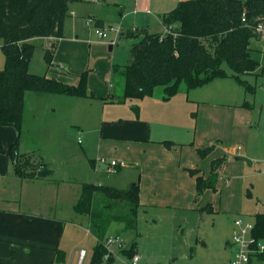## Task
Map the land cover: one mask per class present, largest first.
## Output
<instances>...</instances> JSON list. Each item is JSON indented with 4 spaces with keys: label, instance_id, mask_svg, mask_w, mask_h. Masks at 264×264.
I'll return each mask as SVG.
<instances>
[{
    "label": "crops",
    "instance_id": "0c3cea01",
    "mask_svg": "<svg viewBox=\"0 0 264 264\" xmlns=\"http://www.w3.org/2000/svg\"><path fill=\"white\" fill-rule=\"evenodd\" d=\"M182 1L185 0H82L70 4L69 16L64 23V38L57 44L52 66L48 67L45 63L41 75L76 85L79 75L86 69H91L88 89L96 95L95 99L49 95L53 99L48 107L54 106L61 112L70 111L76 124H96L85 128L83 135L87 140L82 152H68L59 147V139L53 140L56 145L51 150L54 153L52 159L45 152H40L38 146L25 145L22 134L28 125L27 115L35 114L28 105L29 95L26 94L25 97L21 135L15 128L0 127V264H55L56 253L59 249L62 250L67 221L70 218L77 219L76 216L79 215L74 206L85 183L105 184L121 189L120 181H125L130 188L139 182V211L153 215L162 212L165 215V212L171 210L180 214L195 210L198 201L196 180L187 169H197L207 178L214 159L224 157L227 151L236 154V144L227 141L228 130H217L214 127L216 122L227 121L233 128L237 126V111L227 101L211 100L205 105L200 104L201 100H191L189 95L184 100L183 96L189 92H180L165 100L164 90L160 92L156 89L152 97L133 99L129 104L131 99L122 104L106 102L114 85H104V81L114 76V65L120 64L107 59L103 53L85 50L87 46L98 47L105 44L103 40L94 39V30L86 25L87 19L94 18L101 28L117 25L121 28L122 37L134 32L165 34L164 15L174 10ZM53 41L51 38L30 40L37 47L36 51L42 52L43 60L45 50L51 47ZM2 44L0 39V69L5 65ZM113 50L114 46L111 51ZM31 68L32 66L30 70ZM96 102H102V105H91ZM134 107H138V111ZM195 107L198 109L196 116L193 114L195 121L188 122V111ZM100 109L102 114L100 121H97L96 113ZM120 111L122 114L116 116L115 113ZM181 114L184 115V121H181ZM201 120H204L202 126ZM186 125L188 128L183 131L181 127H187ZM193 130L194 142L191 146L174 138L185 136L188 139L186 141H189L193 139ZM239 132L231 129L229 133L236 139L235 136L244 135L243 131ZM218 135L225 142L221 143L220 138L217 139ZM36 137L39 135L36 134ZM18 138L19 153L30 158L36 168L40 165L43 168L45 165L51 171L49 178L21 179L12 175L14 167L7 151ZM166 141L173 143L170 149L163 144ZM78 143L83 144L80 137ZM214 143L215 149L208 157L203 159L198 155L197 148ZM1 146L6 150L5 153ZM100 159L123 162L124 166L110 171ZM236 162L241 164L240 170L244 172L243 161ZM228 166L229 162L220 175L217 191L228 192L233 186L231 177L227 175ZM108 174L119 175V178L113 179ZM221 178L230 179L224 183L225 189L220 184ZM208 191L211 190L205 193ZM213 210L215 211L214 207ZM227 212L236 213L234 209ZM234 231L233 227L230 240ZM229 245L230 242H227L228 249ZM135 246L137 252V244ZM140 264L147 263L142 258Z\"/></svg>",
    "mask_w": 264,
    "mask_h": 264
},
{
    "label": "trees",
    "instance_id": "16d2710c",
    "mask_svg": "<svg viewBox=\"0 0 264 264\" xmlns=\"http://www.w3.org/2000/svg\"><path fill=\"white\" fill-rule=\"evenodd\" d=\"M82 0H0V39L5 65L0 69V127L15 128L21 135L25 97L29 92L95 99L88 89L91 69H86L76 85L67 84L45 75L30 72L31 62L37 47L30 42L34 38H51V47L45 50L44 61L53 64L57 44L64 38V23L69 16V6ZM243 16L246 22H243ZM264 25V0H185L163 17V24L170 32L131 33L136 39L131 44L132 61L126 65H114L113 75L122 79V90L112 92L106 102L125 103L129 99L152 97L155 90L163 88L165 100L180 92L203 87L215 79L228 78L227 65L236 79L247 91L250 85L242 77L259 69L264 78V66L252 57L250 47L253 39L260 36L256 28ZM176 25V27H174ZM97 26H101L98 23ZM252 88V87H251ZM250 106V105H248ZM138 107H134L136 111ZM171 148L173 143H163ZM215 149V144L197 148L198 155L205 159ZM3 153L6 152L1 146ZM13 163L12 175L21 179H47L51 176L46 166L36 168L30 158L19 153V138L7 151ZM226 157L211 162L207 178L197 169H187L196 180L197 197L207 190L217 191L220 175L227 164ZM120 168V167H119ZM98 194L119 204H127L125 212H114L111 204L100 207ZM139 182L128 190L103 184H83L81 196L74 206L77 214L87 216L99 223L93 250L92 264H104L107 250L103 242L108 237L112 223L124 224L129 230L138 226L140 203ZM200 211L213 213L207 204ZM255 234L264 238V215L257 216ZM136 245V244H135ZM135 247L123 250L132 257ZM137 253V252H136ZM65 253L58 250L55 264H64ZM110 257L107 264H114Z\"/></svg>",
    "mask_w": 264,
    "mask_h": 264
},
{
    "label": "rangeland",
    "instance_id": "374dc122",
    "mask_svg": "<svg viewBox=\"0 0 264 264\" xmlns=\"http://www.w3.org/2000/svg\"><path fill=\"white\" fill-rule=\"evenodd\" d=\"M111 28L116 30L119 27L112 24L107 25L105 29L108 31L109 39L103 40L102 42L105 44L102 46L85 47L86 52L93 50L98 54L103 53L107 59L120 65L131 63V44L136 39L127 36L122 37L120 34L117 36L114 31L110 30ZM167 32H170V29L166 28ZM92 33L96 41L102 40L94 31ZM113 38H116V45L118 46L113 45L114 50L110 51V40ZM251 47L252 57L260 63V66H264V37L253 39ZM102 50L103 52H101ZM31 66V72L43 74L42 68L45 67V62L40 50L36 51ZM224 69L229 74L228 78H218L203 87L189 91L183 88L182 93L189 92L183 96L184 100L189 95L191 100H201L200 104L205 105H208L207 103H210L211 100L217 102L227 101L237 111L235 116L237 117V126L234 128L229 121L226 123L216 122L214 126L217 130L227 129L228 143H235L238 150L236 154L227 151L224 156L228 160L227 163L229 162L227 175L231 177L233 186L228 192L226 190L221 192L220 190L216 192L208 191L207 194L198 197L195 210L181 212L180 214L177 211L170 210L165 212V215L162 212H156L153 215L140 210L136 230H129L124 224L118 222L112 223L108 229V234L119 235L127 250L130 249V246L137 244V252L147 264H230L232 251L228 249L227 242L231 243L233 240L234 234L231 240L230 236L232 228L236 229L235 225L233 226L234 220L238 219L256 225L257 216L259 214L264 215V78L258 76L259 69L242 77L250 85V90L247 91L232 77L233 72L227 65H224ZM109 83L114 85L112 92L116 94L121 92L122 79L119 76L114 75L109 80L104 81V85L107 84L108 86ZM157 91L161 92L163 88H158ZM27 95H29L28 105L35 111V114L29 115L28 113L27 115L28 125L22 134L25 145L38 146V150L45 152L51 159L54 155L51 150L53 145H56L52 142L53 140L59 139L61 142L59 147L68 152H82L85 149L87 139L83 132L85 128L93 127L96 122L93 124L88 122H84L82 125L76 124L74 122L75 117L70 111L61 112L55 109L54 106L48 107L51 99H53L49 94L29 92ZM34 97L37 98L34 99ZM132 101L134 100H129L128 104ZM91 105L100 106L102 102ZM197 113L198 109L196 107L188 111L187 121L194 122ZM101 114L102 109L99 113H96L97 121H100ZM121 114V111L115 113L116 116ZM183 114H181V121L185 120ZM107 118V120L110 119L108 115ZM79 121L77 120V122ZM203 123L204 120H201L200 125L202 126ZM219 124H221V127ZM181 128L185 131L188 126ZM231 129L238 130V132L243 131L244 135L235 136L236 139H234L229 133ZM36 134L39 135L38 138ZM193 134L194 130L191 132L192 137ZM219 136L217 139L220 138ZM78 137L81 138L83 144L78 143ZM174 138L178 142L182 140V144L190 146L194 142V137L189 141H186L188 139L185 136H181L180 139L177 136H174ZM220 141L221 143L225 142L221 138ZM236 157H245L252 164L242 162L245 165L244 172H242L239 167L241 164L236 162ZM113 175L108 174L113 179L119 178V175ZM221 179L220 184L223 188L224 183L230 179ZM119 184L122 186L121 190L130 188L125 181H120ZM96 203L100 204V207L111 204L114 212H125L129 208L127 204H119L117 201L110 200L101 194L97 195ZM208 203L213 204L214 213L199 210ZM231 209H234L236 213L228 214L227 210ZM76 217L77 219L70 218L67 221V231L62 246V251L66 257L64 264H92L99 223L96 220L91 221L87 216L77 215ZM80 250L86 252V257L82 261L79 259ZM110 250L115 254V263L128 262L129 256L123 254L124 252L120 251L117 246L111 247Z\"/></svg>",
    "mask_w": 264,
    "mask_h": 264
},
{
    "label": "built area",
    "instance_id": "2783aa9c",
    "mask_svg": "<svg viewBox=\"0 0 264 264\" xmlns=\"http://www.w3.org/2000/svg\"><path fill=\"white\" fill-rule=\"evenodd\" d=\"M246 22L245 16L242 19ZM86 25L92 28L95 34L102 40H108L109 34L105 28L97 26V22L94 18L86 20ZM110 30L114 31L117 36L121 35V28ZM136 31V29H134ZM256 33L260 37H264V25L261 23L256 28ZM111 46L116 45V38L110 40ZM100 161L106 164L110 171H114L119 167H123L124 163L117 161H107L106 159H100ZM236 227L233 240L230 243V249L232 251V258L230 264H264V239L259 238L255 234V224L245 223L244 221L236 219L234 222ZM104 248L107 250V255L104 257V263H108L110 257L116 259L115 254L110 250L111 247L117 246L120 251L126 250V245L122 241L119 235H109L103 242ZM86 257V252L80 250L79 259L82 261ZM142 257L138 253H134L132 257H129L127 263L121 264H140ZM118 264V263H114Z\"/></svg>",
    "mask_w": 264,
    "mask_h": 264
},
{
    "label": "water",
    "instance_id": "95a60500",
    "mask_svg": "<svg viewBox=\"0 0 264 264\" xmlns=\"http://www.w3.org/2000/svg\"><path fill=\"white\" fill-rule=\"evenodd\" d=\"M110 51L112 50V46H110ZM237 161H243V162H247L249 165H251L252 164V162L250 161V160H248V159H246L245 157H236L235 158Z\"/></svg>",
    "mask_w": 264,
    "mask_h": 264
}]
</instances>
